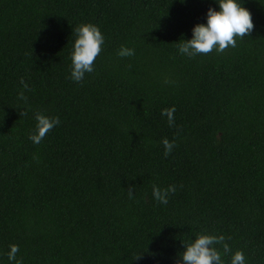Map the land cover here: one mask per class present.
<instances>
[{"label": "trees", "instance_id": "1", "mask_svg": "<svg viewBox=\"0 0 264 264\" xmlns=\"http://www.w3.org/2000/svg\"><path fill=\"white\" fill-rule=\"evenodd\" d=\"M241 3L250 36L189 58L216 0H0V264H176L198 234L264 264V0ZM85 23L105 40L77 83ZM37 112L60 123L34 144Z\"/></svg>", "mask_w": 264, "mask_h": 264}, {"label": "clouds", "instance_id": "2", "mask_svg": "<svg viewBox=\"0 0 264 264\" xmlns=\"http://www.w3.org/2000/svg\"><path fill=\"white\" fill-rule=\"evenodd\" d=\"M184 2V0H181ZM219 10L209 8L207 11V22L199 23L192 29L191 39H181L178 43L179 52L189 58L197 55H207L214 50L223 53L229 47H236L237 38L243 39L250 36L254 29L251 12L242 6L241 0H216ZM76 39L71 53V75L70 79L80 83L84 80L86 73L94 71L96 58L102 51L104 44V35L99 27L92 23L81 24L75 29ZM135 54L134 49L121 47L118 55L121 57H129ZM20 83L24 89L28 85L23 79ZM21 100L27 101L24 91L18 93ZM175 106L165 108L161 115L167 117L169 126L175 123ZM27 113H20L26 115ZM36 129L34 133L29 135V139L34 144H39L43 138L56 125L60 123L59 117H48L39 112L35 114ZM164 146V155H169L174 146L175 141H169L167 138L162 140ZM134 186H130L127 190L129 199L134 198ZM176 186L169 185L167 188L161 189L154 185L152 189L153 198L161 204H168L169 194L175 193ZM217 245L222 246V251ZM184 251L179 254L180 259L176 264H224L222 255L231 252L230 246L225 242L223 235L198 234L191 243L184 244ZM19 252L18 245H11L8 253V259L21 264L16 260ZM141 255L135 260L140 259ZM230 264H246V258L242 251L237 250L231 257Z\"/></svg>", "mask_w": 264, "mask_h": 264}]
</instances>
